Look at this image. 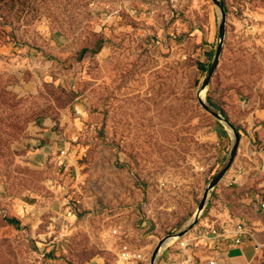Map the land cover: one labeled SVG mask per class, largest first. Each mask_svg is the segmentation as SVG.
<instances>
[{"label": "rangeland", "instance_id": "obj_1", "mask_svg": "<svg viewBox=\"0 0 264 264\" xmlns=\"http://www.w3.org/2000/svg\"><path fill=\"white\" fill-rule=\"evenodd\" d=\"M219 1L204 99L241 145L157 264H229L197 242L214 210L246 224L249 264H264V0ZM220 22L211 0H2L0 264H121L125 251L151 264L187 227L234 145L199 102Z\"/></svg>", "mask_w": 264, "mask_h": 264}, {"label": "water", "instance_id": "obj_2", "mask_svg": "<svg viewBox=\"0 0 264 264\" xmlns=\"http://www.w3.org/2000/svg\"><path fill=\"white\" fill-rule=\"evenodd\" d=\"M212 3L215 5V7L218 9L219 11V17H220V28H219V33H218V38H219V45L216 51V55L214 58V63L208 73V76L205 80V82L203 83L202 86V93L207 91V88L209 87V85L212 83V80L220 66V61H221V57L223 54V48H224V44H225V37H226V12H225V6L219 1V0H211ZM201 93V94H202ZM199 102L201 107L209 114H211L213 117H215L217 120L219 121H223L228 129H230L233 134L232 137L234 139V145L232 147V151L230 153L229 159L226 163V165L213 177V179L211 180V182L209 183L207 189L205 190L204 196L202 201L200 202V205L198 207V210L194 216V218L189 222V224L187 225V227L181 231L180 233H178L176 236V238L178 239H182L184 238L188 233H190L199 223L201 216L204 214L205 210H206V206L209 200V196L211 194V192H213L217 186L221 183V181L226 177V175L230 172V170L233 168L236 159L238 157V153H239V149H240V145H241V137L238 133L235 132L233 126L231 125V123L227 120H225L219 113H217L210 105L209 103L206 101V99H202L201 95L199 97ZM174 236H169L166 239L162 240L156 247L153 255H152V259H151V264H157V260L160 257V252L162 249V246L164 245L165 241L168 238H171Z\"/></svg>", "mask_w": 264, "mask_h": 264}, {"label": "crops", "instance_id": "obj_3", "mask_svg": "<svg viewBox=\"0 0 264 264\" xmlns=\"http://www.w3.org/2000/svg\"><path fill=\"white\" fill-rule=\"evenodd\" d=\"M209 216L210 217L208 220L211 219V223H216L217 225L222 226L224 230L226 231V235L224 237L210 238L208 233L207 235H200V236L196 233L198 235L197 242L199 241V244L205 245V246L210 245L211 249L216 248L218 250L216 253L222 258L224 262H227L229 264L231 263L235 264L228 259L229 251L231 250H242L243 251L245 247H248L254 250L255 251L254 259L245 264L252 263L257 258L258 252H259L258 246H256L255 243H253V241L250 240L249 238L244 236L242 237V240H243L242 245L241 246L235 245V239L237 235L234 234V230L240 221L236 224L235 228L231 230V229H228V226L225 223L226 220L224 219L221 213L214 210L209 214ZM204 225L205 223L203 222L202 225L200 226H204ZM210 226L211 225L209 224L208 228H210ZM169 261L170 259H166L162 257L159 260L158 264H170Z\"/></svg>", "mask_w": 264, "mask_h": 264}, {"label": "built area", "instance_id": "obj_4", "mask_svg": "<svg viewBox=\"0 0 264 264\" xmlns=\"http://www.w3.org/2000/svg\"><path fill=\"white\" fill-rule=\"evenodd\" d=\"M264 208V206H263ZM208 235L211 236V238H217V237H224L226 235V231L224 228L220 225H211L210 228H208ZM246 224L244 222H239L234 230V234L237 235L235 239V245L241 246L242 245V237L246 235ZM183 246H185L183 244ZM143 256L137 252H130L125 251L120 256V263L121 264H143ZM182 264H195L194 260L191 257H187ZM209 264H217L216 261H212Z\"/></svg>", "mask_w": 264, "mask_h": 264}, {"label": "bare ground", "instance_id": "obj_5", "mask_svg": "<svg viewBox=\"0 0 264 264\" xmlns=\"http://www.w3.org/2000/svg\"><path fill=\"white\" fill-rule=\"evenodd\" d=\"M204 97H205V92H203L202 94H201V98L204 100ZM178 238H176V236H174V237H171V238H168L166 241H165V243H164V245L162 246V249H161V252H160V254L162 253V252H164L168 247H171V246H173V245H175L177 242H178Z\"/></svg>", "mask_w": 264, "mask_h": 264}, {"label": "trees", "instance_id": "obj_6", "mask_svg": "<svg viewBox=\"0 0 264 264\" xmlns=\"http://www.w3.org/2000/svg\"><path fill=\"white\" fill-rule=\"evenodd\" d=\"M1 2H2V0H0V3H1ZM87 53H88V52H87V51H85V52H84V55H86Z\"/></svg>", "mask_w": 264, "mask_h": 264}]
</instances>
